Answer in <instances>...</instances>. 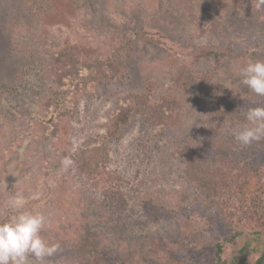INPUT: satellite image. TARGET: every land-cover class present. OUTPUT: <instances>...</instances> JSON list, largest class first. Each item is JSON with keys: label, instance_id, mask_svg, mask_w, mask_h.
I'll return each instance as SVG.
<instances>
[{"label": "rangeland", "instance_id": "rangeland-1", "mask_svg": "<svg viewBox=\"0 0 264 264\" xmlns=\"http://www.w3.org/2000/svg\"><path fill=\"white\" fill-rule=\"evenodd\" d=\"M257 3L0 0V222L16 194L43 213L42 237L62 242L45 264H215L220 242L224 260L255 264L264 204L238 186L255 177L264 185V137L242 145L235 134L248 109L264 107L239 74L264 60ZM65 49L82 77L54 126L47 104L63 65L51 59ZM147 91L172 109L169 118L151 127L135 116L111 137L127 96ZM191 152L224 175L221 196L191 180ZM107 174L118 185L112 196L91 178Z\"/></svg>", "mask_w": 264, "mask_h": 264}, {"label": "trees", "instance_id": "trees-1", "mask_svg": "<svg viewBox=\"0 0 264 264\" xmlns=\"http://www.w3.org/2000/svg\"><path fill=\"white\" fill-rule=\"evenodd\" d=\"M71 57H73L71 51L69 49H65L58 51L55 54V57L51 59L55 67L58 68L60 67V65H63V68H61V75L58 77L59 81L57 83L59 85L57 91L54 96L50 98L47 104V110L50 112V116L48 119L50 125L55 126V124L65 116L68 110L67 101L70 91L78 86L82 77H79L78 72H76L77 66L74 70L72 69L74 68V65L72 67L70 66ZM65 61H67L68 64H64L63 62ZM75 65H77V63ZM92 78L98 79L97 71L92 73ZM126 100V105L124 107H121L120 110L116 112L115 117L110 125L109 134L111 135V137L117 138L122 127H124L129 122V120L135 116L142 117L149 126L156 127L165 122L172 113V109H170L169 107H165L162 102H152L151 95L148 91L139 94H130L127 96ZM186 161L189 168V177L195 183V185L204 190L208 195H222V190L227 186V181L224 175H220L222 173L218 169H216L214 165L209 164L210 162L208 155H198L191 152L189 155H187ZM95 177L96 176L91 177L95 180V185H97L101 190L108 192L106 194H111L112 196L114 193L118 192V185L114 180V177H112L110 174L97 177V179ZM238 188L240 190V193L246 196L245 199L249 198L250 201L253 200L252 202H259L262 207V204H264V185L259 182L258 178L255 177L252 180L248 179L246 181H243L239 184ZM111 196H106L108 198V202L112 200ZM228 202V198L224 199L223 206L227 208L228 205V207H231L233 208V210H235V208L232 205H229ZM116 205H119V203H116ZM234 205L236 208L240 207L238 204ZM239 209H241V212L244 211L243 208ZM3 221L5 220H2L1 222ZM239 235L240 232H234L233 235L230 238L225 239V241H234V239ZM44 239L50 244L58 243L60 245L62 243L60 242V240H58V242H55L53 236H51V238L48 237ZM222 252L223 243L220 242L215 248V264H245L242 259L237 262L224 260L222 258ZM263 263L264 250L261 252L255 264Z\"/></svg>", "mask_w": 264, "mask_h": 264}, {"label": "clouds", "instance_id": "clouds-1", "mask_svg": "<svg viewBox=\"0 0 264 264\" xmlns=\"http://www.w3.org/2000/svg\"><path fill=\"white\" fill-rule=\"evenodd\" d=\"M264 6V0H258L257 9ZM240 83L257 96H264V60H249L239 69ZM246 123L235 134V140L242 145H250L264 137V107L250 108ZM65 170L73 165L70 157L62 160ZM40 193L31 195L39 199ZM9 207L13 210L7 220L0 222V264H45L58 250V243H48L41 232L48 223L41 212L25 210L27 199L21 195L13 196Z\"/></svg>", "mask_w": 264, "mask_h": 264}]
</instances>
